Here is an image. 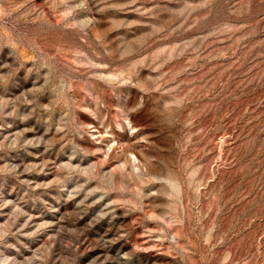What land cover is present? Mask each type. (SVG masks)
Here are the masks:
<instances>
[{
  "label": "rangeland",
  "instance_id": "1",
  "mask_svg": "<svg viewBox=\"0 0 264 264\" xmlns=\"http://www.w3.org/2000/svg\"><path fill=\"white\" fill-rule=\"evenodd\" d=\"M6 264H264V0H0Z\"/></svg>",
  "mask_w": 264,
  "mask_h": 264
},
{
  "label": "bare ground",
  "instance_id": "2",
  "mask_svg": "<svg viewBox=\"0 0 264 264\" xmlns=\"http://www.w3.org/2000/svg\"><path fill=\"white\" fill-rule=\"evenodd\" d=\"M5 262V259L4 260H1V258H0V264H6V263H4Z\"/></svg>",
  "mask_w": 264,
  "mask_h": 264
}]
</instances>
